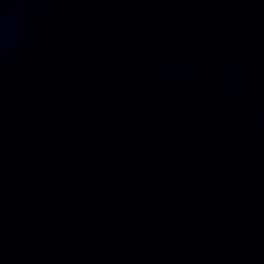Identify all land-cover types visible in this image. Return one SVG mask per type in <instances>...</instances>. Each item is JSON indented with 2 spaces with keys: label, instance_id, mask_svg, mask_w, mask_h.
<instances>
[{
  "label": "water",
  "instance_id": "95a60500",
  "mask_svg": "<svg viewBox=\"0 0 264 264\" xmlns=\"http://www.w3.org/2000/svg\"><path fill=\"white\" fill-rule=\"evenodd\" d=\"M0 264H264V0H0Z\"/></svg>",
  "mask_w": 264,
  "mask_h": 264
}]
</instances>
